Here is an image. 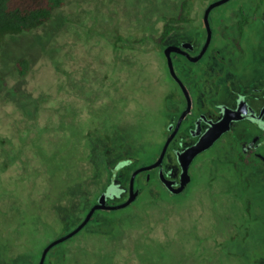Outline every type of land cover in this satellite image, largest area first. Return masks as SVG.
<instances>
[{
	"label": "rangeland",
	"instance_id": "374dc122",
	"mask_svg": "<svg viewBox=\"0 0 264 264\" xmlns=\"http://www.w3.org/2000/svg\"><path fill=\"white\" fill-rule=\"evenodd\" d=\"M63 2L39 29L0 45V264L35 262L82 222L115 159L153 143L145 135L169 85L155 37L181 0ZM203 5L191 1L195 25ZM203 173L207 183L177 200L143 193L144 230L121 227L123 216L141 218L136 208L111 210L112 224L98 216L85 226L91 237L54 245L44 263L264 264V236H239L240 206L225 185L208 184L214 168Z\"/></svg>",
	"mask_w": 264,
	"mask_h": 264
},
{
	"label": "flooded vegetation",
	"instance_id": "af4514ba",
	"mask_svg": "<svg viewBox=\"0 0 264 264\" xmlns=\"http://www.w3.org/2000/svg\"><path fill=\"white\" fill-rule=\"evenodd\" d=\"M204 4L198 25L190 4L188 20L173 22L158 45L169 89L161 92L155 128L145 135L153 143L144 142L137 156L119 155L98 196L111 187L106 205L130 196L132 204L152 191L160 199L177 200L206 182L199 181L207 175L203 171L214 168L218 181L208 184L225 185L229 201L240 206L235 231L240 237H263L264 0ZM42 251L31 264L40 263Z\"/></svg>",
	"mask_w": 264,
	"mask_h": 264
},
{
	"label": "trees",
	"instance_id": "16d2710c",
	"mask_svg": "<svg viewBox=\"0 0 264 264\" xmlns=\"http://www.w3.org/2000/svg\"><path fill=\"white\" fill-rule=\"evenodd\" d=\"M191 1L192 0H181L179 4V11L177 12L178 16H166L164 18L165 21L162 25L160 34L155 37L157 45H161L163 40L171 33V30L174 27L172 25L173 22L178 21L179 23H181L188 20V6L191 4ZM63 3V0H0V45L9 38L17 37L19 35L39 29L41 26L52 19L55 11L62 7ZM129 50L135 49L129 48ZM16 67L20 75H25L29 69V61L26 58H21L16 62ZM107 137L109 139H103V142L106 144L110 142V137ZM101 141V139H98V143L102 145ZM105 151H108V149L105 148L104 152ZM102 174L103 173H101V175ZM140 202L141 201L137 200L135 202H132V204L125 206L126 208H136L135 212H138V214L141 215V218L134 217L135 221L130 223L131 221H129L126 216H123L121 223V227H123V229H126L127 227L124 228V225L128 224H130L131 229H133L134 231L145 229L143 224L140 222H143V220L141 219L143 217H146L139 207ZM109 211H95L96 213H94V216H92L93 218H91V220H88L85 225L73 236L83 237L84 233L87 232L85 226L90 223H95L96 219H98L99 217H103L104 220L112 224L115 219L111 216V213L113 211ZM109 235L111 236V233ZM86 236L89 235H85L84 237ZM95 237L106 239V237H103L100 234L96 235ZM110 238L111 237H107V241L110 240Z\"/></svg>",
	"mask_w": 264,
	"mask_h": 264
},
{
	"label": "water",
	"instance_id": "95a60500",
	"mask_svg": "<svg viewBox=\"0 0 264 264\" xmlns=\"http://www.w3.org/2000/svg\"><path fill=\"white\" fill-rule=\"evenodd\" d=\"M213 4H211L212 6ZM209 9V8H207ZM168 48L165 51V53L167 54ZM114 193L112 192L111 187H108L105 191H103L97 198L96 203L92 205V207L89 209V211L87 212L85 218L83 219V221L77 226L75 227L73 230H71L68 233H65L61 236H59L58 238L54 239L52 242H50L49 244H47L45 246V248L42 251L41 254V260L39 264H42V260L44 258V256L46 255L47 251L53 247L54 245L68 239L69 237L73 236L75 233H77L84 225L85 223L88 221V219L90 218V216L97 210V209H118L121 207L126 206L127 204H129L132 200L133 197L130 196L124 203L122 204H112V205H106L105 204V200L107 196L112 197Z\"/></svg>",
	"mask_w": 264,
	"mask_h": 264
}]
</instances>
